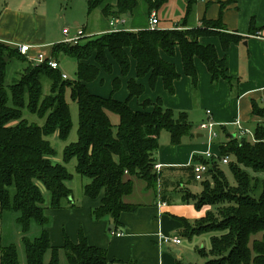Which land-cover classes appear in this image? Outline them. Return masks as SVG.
I'll return each mask as SVG.
<instances>
[{
    "label": "trees",
    "instance_id": "16d2710c",
    "mask_svg": "<svg viewBox=\"0 0 264 264\" xmlns=\"http://www.w3.org/2000/svg\"><path fill=\"white\" fill-rule=\"evenodd\" d=\"M169 0H87L88 12L100 8L104 18L132 16L139 2L146 14L159 11ZM231 0L225 1V3ZM196 0H185L190 12ZM259 27L254 18L250 20L249 35ZM215 36L219 40L222 55L211 43L202 44L200 37ZM88 37V36H87ZM84 38V37H83ZM244 36L227 31L221 16L216 20L202 18L200 25L192 28L184 24L173 29L142 28L137 30H108L76 44L60 41L53 44L50 58L58 60L64 55L76 61V80L62 78L57 69L48 65V58L23 71L18 80L6 87L7 68L5 52L26 59L15 48L0 43V220L3 212L14 211L24 246L26 264H59L62 250L66 264H135L119 259L108 261L106 250L90 245L80 229L78 241L72 242L64 234L60 247L50 244V223L44 212V196L49 195V207L59 209L66 200L72 204V189L67 184L73 174L66 163L76 159L75 171L86 178L83 195L97 198L100 205L91 210L94 220L110 217L112 230L119 226L121 212H134L139 204L125 201L133 191V178L145 183L146 189H157L160 173L154 169L155 153L159 147V135L165 131L171 144H179L190 136L193 128L185 111L165 107L160 98L144 100L139 110L129 107V101L144 92L137 81L149 77L150 88L161 79L164 89L173 94L174 82L179 78L175 65L165 61L161 54L173 57L178 50L183 73L189 77L191 87H197V71L194 59H200L211 81L219 79L237 82L228 73V50ZM134 61L135 76L127 80L128 96L120 102L112 97L103 98L92 94L86 83L95 80L102 71L112 73L115 62L122 76H127ZM42 78L49 81V92H43ZM233 83V84H235ZM121 84L119 78L112 80V90ZM69 89L70 98L77 105V139L64 146L62 163H54V148L46 138L57 132L60 140L68 138L72 121L64 93ZM43 118L39 125L23 117V109ZM118 116L117 124L111 122L108 113ZM251 116L257 117L252 132L255 140L243 136L227 138L219 145L218 154L210 158L195 155L194 162L207 165L205 179L200 182L198 195L187 194L197 209L213 206L194 223L183 220V235L191 238L206 232L218 231L210 237V248L198 250L210 255L203 264H264V179L250 175L264 173V102L251 101ZM115 128V129H114ZM233 156L227 163L234 179L230 184L220 167L223 156ZM191 168V167H190ZM189 168V169H190ZM188 181L194 180L193 170ZM186 179V180H187ZM31 223L41 227L33 239L26 236ZM260 234V238H255ZM49 252L47 262L45 253ZM0 264H19L15 245L0 242Z\"/></svg>",
    "mask_w": 264,
    "mask_h": 264
},
{
    "label": "crops",
    "instance_id": "0c3cea01",
    "mask_svg": "<svg viewBox=\"0 0 264 264\" xmlns=\"http://www.w3.org/2000/svg\"><path fill=\"white\" fill-rule=\"evenodd\" d=\"M225 1L227 0H196L192 8L194 20L196 22L193 26L187 28L200 25L202 18L216 20L221 16L223 26L227 31L239 33L244 36V39L239 43L231 44L227 53L228 73L238 81L236 83L233 82L235 84H231L224 79L212 82L211 75L207 71L204 63L200 59L195 58L194 65L197 71V87L195 88V94L197 93L198 97V109L196 110L202 111L203 109V114L200 112L202 119L195 127L193 126L191 135L184 137L179 144H171L169 135H166V133H164L165 131L160 133L159 147L155 153L156 164L160 165L159 169H155L160 173V186L158 185L157 189L154 190L146 189L145 183L143 185L139 184V188L142 190L139 195V200L131 202L125 199L126 202L139 204V207L134 212H121L119 214V226L114 230H108V226H112L110 217L94 220L91 216V210L100 205L101 195L94 199L80 195V198L75 200L74 195H72V204L64 200L63 206L59 209L48 207L47 216L50 217V215H52V219L56 221L55 224L48 228L50 244L52 246H62L64 234H66L72 242H77L78 233L81 229L90 245L106 250L108 261L119 259L123 262L131 260L135 264H190L187 262L181 263L179 260V255L182 254L180 248L181 241L179 244L169 242L159 245L158 235L162 233L164 235L180 238L179 235L184 236L183 220L188 223H194L197 219L205 215L206 208L203 209L202 206L200 209H197L194 205V201L190 197H188V199L186 198L187 194L198 195L202 189L201 186L199 190L194 191L188 188L189 186H186V183H184L189 173H192L191 163L193 161V156L201 155L207 148H210V151L217 155L219 145L225 142L230 135V133H227V126H236L232 124L236 119H239L240 124L247 129H249L246 126L247 124L259 121V118L253 117L250 114L251 101L262 102L261 96L264 94V0H231L227 3H225ZM164 6L161 9H163ZM7 13L13 18L23 17L20 11L11 12L7 9L0 17V21ZM133 15L130 17L132 18ZM156 16L159 24L158 11L156 12ZM39 17L42 23L44 21L43 15H39ZM149 18L150 16L148 17L147 26L138 28H147L149 26ZM252 18H254L259 29L254 35H249V24ZM138 28L131 26V28L128 29L137 30ZM82 29L85 34H87L86 28L82 27ZM108 29L109 26L101 32H105ZM1 34L2 33H0V40L5 43H26L34 46V48L29 51L30 56L39 52V48L41 47L26 41L6 42L8 40ZM56 41L47 42L45 46H53V44L57 43ZM199 42L202 44H213L219 56L222 55L217 37H200ZM49 54H51V52ZM161 56L165 61L173 63L175 65V70L179 73V78L174 82V93L169 94L164 89L163 82L160 78L157 79L155 87L150 88L148 83L149 77L145 76L137 79L145 88L143 94L139 97L132 98L128 103L129 107L133 110H139L144 100L155 101L156 98H160L165 107L171 108L176 112L185 111L190 118V113L194 109L193 95L191 92L192 88L189 77L183 73L180 53L177 50L173 57H168L165 54H161ZM116 66V70L114 71L116 74L110 77V84L105 82V85L109 86L105 91H102V93H107L106 95L98 93L100 90L97 86L94 87L96 91H93L95 92L88 87V84H93L97 80L99 81L96 83L100 85L104 83L102 75L106 73L102 71L95 80L86 83L88 90L92 94L103 98L111 96L114 100L120 102L125 101L128 96L127 80L135 76L134 61H132V66L127 76H122L119 66L117 64ZM113 70L114 64L112 63V71ZM114 78H119L121 81L116 91L112 90V80ZM207 110L210 111L212 120L218 123L216 128L218 127L224 133L226 132V139L218 144L213 143L211 147L207 146L206 141L203 142L205 133L199 127L202 122L208 119L206 115ZM108 116L110 118L109 113ZM253 128L254 126L252 130ZM236 133L237 127L234 131L235 135ZM134 179L137 180L138 178H133V189ZM169 180H174L171 185H168ZM193 181L197 182L195 178ZM198 182L200 183L201 181ZM132 193L130 195H132ZM172 193L175 196H172ZM184 203L187 204L186 208L183 207L185 205H182ZM181 210L184 211V214L180 212ZM111 231H122V234L112 235ZM171 249L172 252L175 253V256L171 255Z\"/></svg>",
    "mask_w": 264,
    "mask_h": 264
},
{
    "label": "rangeland",
    "instance_id": "374dc122",
    "mask_svg": "<svg viewBox=\"0 0 264 264\" xmlns=\"http://www.w3.org/2000/svg\"><path fill=\"white\" fill-rule=\"evenodd\" d=\"M199 1V0H198ZM10 10L11 12L20 11L22 13V18H13L8 13L4 16V18L0 21V33L5 37L6 42H30L32 44H37L41 46L39 48V52L47 55L50 57L52 46H45V43L51 41H58L60 42L63 36L62 30L67 28L70 31V34L74 33L79 28H86V36L80 39V42H85L89 37H92L96 34L101 33L102 30L108 28V18H104L102 16L100 8L93 9L90 13L88 12V5L87 0H0V17L5 13L6 10ZM151 14V13H150ZM39 15H43L44 21L40 22ZM149 14H145V8L142 2H139V5L133 15V17L124 16L125 24L119 25L122 29L131 28V26L135 27H145L148 25V17ZM159 17V24L158 26L163 29H173L181 24H184L186 27H191L196 22L194 20V12L193 9L189 12L186 7L185 0H170L169 3L164 6L163 9L158 11ZM139 29V28H138ZM89 32H96V33H89ZM88 36V37H87ZM0 43L6 45L11 48H15L14 44H8L4 41L0 40ZM51 46V47H50ZM16 49V48H15ZM21 54V53H20ZM7 58V68L5 74V81L4 84L6 87L10 86L14 82H16L20 76V74L28 68H31L34 64H36L32 58L24 55L26 59L18 58L9 52H5ZM56 60V59H55ZM58 71L61 74L66 75V80L74 81L76 80V61L74 58L68 56H59L58 58ZM114 64V70L112 74H103V84H99L94 82L93 84H88V87L93 91L96 89L94 87L97 86L99 88V92L102 95V91H105L109 85H105V82L110 84V77L116 74L114 71L116 70V63ZM132 66V62H131ZM133 76V75H132ZM143 80V79H141ZM102 81V80H101ZM43 83V92H49V81L46 78H42ZM192 88V87H191ZM93 91V92H95ZM192 98H193V111L190 113V120L193 123V126L202 119L201 113L202 111H198V97L197 93L195 94V89H191ZM65 100L69 106L70 114H71V121L72 126L68 135V138L63 141L60 140L58 137L57 132H53L48 135L46 138L49 140L51 146L54 148L55 154L51 157L54 163H62V150L65 145L70 142H74L77 139V105L76 103L70 98L69 89L67 88L64 93ZM262 103V102H260ZM196 110V111H195ZM111 122L117 124L118 118L117 115L109 113ZM23 117L26 118L29 122H35L41 125L44 122L43 118H39L37 115L32 114L28 111L27 108L23 109ZM260 121V120H259ZM256 122H250L246 126L252 131V127L255 126ZM115 129V128H114ZM236 126L228 125L227 126V133L234 134ZM217 136L214 139L213 143L218 144L226 139V135L223 131H221L218 127ZM166 135H168L167 132ZM205 133V132H204ZM249 137V135H246ZM238 138V137H237ZM205 137L203 138V142H205ZM218 152V150H217ZM230 161H235L233 156H230ZM75 164L76 159L72 158L66 163V167L69 172L73 174V178L67 184L72 189V195H74V200L80 198V195H83V185L87 181L86 178L80 176L75 171ZM221 169L223 170L226 178L230 182V184H234V179L232 177L231 172L229 171V166L227 163H219ZM252 176H258L264 179V173H254L252 170H246ZM138 180V181H137ZM134 179V189L133 193L130 196L125 197L126 200L131 202H136L140 198V194L142 190L139 188V184L143 185L144 182L137 179ZM174 180H169L168 185H171ZM178 182V181H176ZM186 186L192 190H199L201 188V184L197 181H190L184 180ZM44 196V212L47 215V209H49V195L44 188H41ZM191 190V191H192ZM172 196L173 193L171 194ZM170 195V196H171ZM193 203V202H192ZM183 207L186 208L187 204ZM206 208V212L210 209L213 210V206H203V209ZM183 212L184 211H180ZM205 212V213H206ZM50 215V223L46 229L50 226L55 224V220L52 219ZM185 216V215H183ZM16 213L14 211H5L3 212L2 218L0 220V242L3 245L13 244L16 247L17 254H18V261L19 264H26L25 261V253H24V246L22 243V236L23 233L21 232L19 226L17 225L16 221ZM41 227L37 224L31 223L26 236L30 239L36 237L40 231ZM220 232L213 231V232H206L200 235H194L191 238H187L185 236H180V241L182 242L180 248L182 250V254L179 255V260L181 263H190V264H203L208 259L211 258L210 255H201L198 253V249L203 247L204 251L209 250L210 248V237L212 235H218ZM261 235H256L255 238H260ZM171 255L175 256V253L170 250ZM49 258V252L45 253L44 260L47 262ZM59 264H66V260L61 250L59 253Z\"/></svg>",
    "mask_w": 264,
    "mask_h": 264
},
{
    "label": "built area",
    "instance_id": "2783aa9c",
    "mask_svg": "<svg viewBox=\"0 0 264 264\" xmlns=\"http://www.w3.org/2000/svg\"><path fill=\"white\" fill-rule=\"evenodd\" d=\"M108 24H109V32L112 31H120V30H130V29H122L119 27V25H124L125 24V20H124V16H119V17H112L108 19ZM158 25V19L156 16L155 12H151L150 14V18H149V26L150 28H154L157 27ZM62 34L63 36H65L63 38V42L65 43H73L76 44L77 42H79V40L83 37L86 36L84 30L82 28L77 29L74 33L70 34V31L67 28H64L62 30ZM14 47L16 48V50L24 55H27L28 57L32 58V60L35 63H42L45 60H47V56L44 55L41 52H36L33 56L29 55V51L32 50L34 48V46H32L31 44H26V43H22V44H14ZM48 65L49 67H51L52 69H57L58 68V62L55 59L52 58H48ZM62 78L66 79V75L62 74ZM261 100L264 102V94L261 96ZM206 115L208 117L207 121L202 122L199 127L200 129H202L205 132V138H206V144L208 147H211V145L213 144L214 139L217 136V131H216V126L218 125V123H216L215 121L212 120L211 118V113L209 110L206 111ZM232 124L236 125L237 127V137L241 138L243 136L249 135V137L252 140L254 139L253 136V132L250 129L244 128L241 124H240V120L236 119ZM202 156L206 157V158H210L212 156H216L215 154H213L210 151V148H207L206 151L201 153ZM194 158V156H193ZM230 160L229 156L225 155L223 156L219 162L220 163H228ZM160 165L155 164L154 165V169H159ZM191 167L193 170V175L196 181H202L205 179L206 176V172H207V165L203 164L202 162H194L192 161L191 163ZM164 204V203H163ZM111 234H116V235H120L122 234V231H111ZM159 239H158V243L159 245L162 244H167L169 242L175 243V244H179L180 243V238L175 237V236H169V235H164L162 233H159L158 235Z\"/></svg>",
    "mask_w": 264,
    "mask_h": 264
},
{
    "label": "water",
    "instance_id": "95a60500",
    "mask_svg": "<svg viewBox=\"0 0 264 264\" xmlns=\"http://www.w3.org/2000/svg\"><path fill=\"white\" fill-rule=\"evenodd\" d=\"M127 16L130 17L129 14H128ZM234 136H235V134H230V135H229L230 138H232V137H234ZM111 229H112V226L109 225V226H108V230H111Z\"/></svg>",
    "mask_w": 264,
    "mask_h": 264
}]
</instances>
